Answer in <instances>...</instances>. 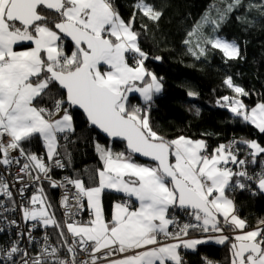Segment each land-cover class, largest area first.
<instances>
[{
  "label": "snow or ice",
  "instance_id": "snow-or-ice-1",
  "mask_svg": "<svg viewBox=\"0 0 264 264\" xmlns=\"http://www.w3.org/2000/svg\"><path fill=\"white\" fill-rule=\"evenodd\" d=\"M244 6V0L210 5L187 33L189 53L201 59L211 49L225 63L243 59L238 42L206 35V29L218 33L227 16ZM252 9L264 13V0H253L246 10ZM137 15L158 22L163 13L149 0H134L127 21L115 0H0V223L18 228L8 214L19 213L27 225L0 245V264H184L180 249L195 252L199 245L230 240V264H264V219L246 231L230 195L264 193V146L233 140L209 152L203 139H168L154 130L150 112L162 78L146 66ZM223 85L233 95L221 96L218 106L264 134V98L250 107L243 98L252 93L232 76ZM187 95L198 97L195 91ZM81 114L85 133L98 130L109 143L124 145L117 152L93 138L99 166L91 184L76 173L69 150L82 135L76 121ZM36 140L42 154L31 148ZM137 156L151 163H138ZM70 168L74 174L54 178L55 170ZM45 183L61 190L63 223ZM106 190L129 198L113 205L110 219L102 203ZM133 197L138 207H131ZM180 211L195 223H180ZM84 212L87 221L79 219ZM49 228L56 229V244ZM204 264L212 262L205 258Z\"/></svg>",
  "mask_w": 264,
  "mask_h": 264
},
{
  "label": "trees",
  "instance_id": "trees-1",
  "mask_svg": "<svg viewBox=\"0 0 264 264\" xmlns=\"http://www.w3.org/2000/svg\"><path fill=\"white\" fill-rule=\"evenodd\" d=\"M149 2L157 10L162 11V17L158 22H153L142 15H137L134 26L141 32L142 48L149 55V60L146 61L147 68L158 78H162V91L154 97L150 112L154 130L168 139L180 135L194 140L203 139L208 145L209 152L232 139L255 140L264 146V134L253 125L238 120L226 108L217 104L221 96L233 95L231 90L223 85L226 76H232L236 84L252 93L243 98L250 107L264 98V13L256 9L247 11V5L253 0H244L245 6L227 16L221 23L218 33H213L210 27L206 29V35L218 34L221 38L239 43L243 59L225 63L223 54L211 49L206 57L196 59L189 53L184 40L210 5L223 8L228 0H149ZM115 3L123 19L129 20L133 13L134 0H115ZM141 25H147V30H142ZM155 57L161 59L155 60ZM188 91H195L198 97H189ZM76 121L79 125L78 133L82 135L75 144L69 146L72 166L76 173L82 174L91 184L90 177L99 166L93 138L101 144H108L113 151H123L124 147L122 143H109V140L95 130L90 135L85 133L87 125L82 114L76 116ZM240 147L243 149L244 146ZM31 148L38 154L43 150L39 140L34 141ZM241 158H244L243 152ZM250 170L258 172L259 168L250 166ZM61 173L74 174L70 168L64 172H55V176ZM44 187L48 190L50 201L56 206V192L46 183ZM230 195L234 199L237 215L247 221L248 228L257 226L258 221L264 219L263 193L237 191ZM118 198L123 199L120 194L112 191L106 190L103 194L102 202L107 215L111 202ZM55 212L57 215L56 207ZM178 215L182 220L192 221V218L182 211ZM49 230L53 234L56 233L54 228ZM230 245L231 240L226 245L202 244L195 252L182 250L184 264H204L205 258L212 264H230Z\"/></svg>",
  "mask_w": 264,
  "mask_h": 264
},
{
  "label": "built area",
  "instance_id": "built-area-1",
  "mask_svg": "<svg viewBox=\"0 0 264 264\" xmlns=\"http://www.w3.org/2000/svg\"><path fill=\"white\" fill-rule=\"evenodd\" d=\"M230 141H233V139L232 140H229V141H227V142H225L223 144H227ZM40 154H42V153H40ZM17 171H18V167H14L12 169V174L14 175ZM57 171H60V170L59 169L55 170V172H57ZM65 175H67V174H62L61 173L60 175L55 176V173H54V178H56V179H62L63 176H65ZM11 190L13 191L14 198L16 200H20L21 198L19 197V195L16 194V191H17L16 188H12ZM34 190H35V187H33V189L30 190L26 195L30 197L31 194H32V191H34ZM52 190H54L56 192V211H57L56 218L61 223H63L64 217L62 215V210L59 208V198H60V195H61V190H58V189H52ZM126 200H128V199L127 198H123V199H121V202H124ZM8 217H9V219H16L19 226H18V228H15V227H10L7 224L0 223V226L4 227V229H5V231L3 233H0V245L7 244L11 238H15V234H16L17 231L25 232L27 230V225L24 223V221L20 217L19 213H16V214L9 213L8 214ZM79 219H81L83 221H87L89 219L88 213L87 212H84L79 217ZM179 219H180V223H186V222H192V223H194L193 221H190V220H182L180 217H179ZM47 231L49 233L51 243L56 244L57 243V240H58L57 232L55 234H53L49 229ZM33 234L37 238V240H39L40 237H41V235H42V231H37V232H34ZM227 234L229 236H232L234 233L231 230H228ZM62 254H66V253H64L62 251ZM83 258L84 257L81 255L80 256V259H83Z\"/></svg>",
  "mask_w": 264,
  "mask_h": 264
},
{
  "label": "crops",
  "instance_id": "crops-1",
  "mask_svg": "<svg viewBox=\"0 0 264 264\" xmlns=\"http://www.w3.org/2000/svg\"><path fill=\"white\" fill-rule=\"evenodd\" d=\"M137 96H138V94H136ZM142 102V101H141ZM41 153H43V150H42V152ZM138 162V161H137ZM141 162V161H140ZM139 163V162H138ZM142 163H144V162H142ZM46 190V194L48 195V190L47 189H45ZM119 194V193H118ZM264 194V193H263ZM121 195V197L122 198H127V199H129L128 197H126V196H124L123 194H120ZM48 197H49V195H48ZM117 202H121V198H118V199H115V200H113L112 202H111V205H110V210H109V214L107 215V217L110 219L111 218V213H112V209H113V205L115 204V203H117ZM103 203V202H102ZM130 204H131V207L132 208H135V207H138V202H136L135 201V198L133 197V198H131V201H130ZM56 207V206H55ZM192 221L195 223V221L192 219ZM256 227V226H255ZM255 227H252V228H247V229H245L246 231H248V230H252L253 228H255ZM192 234V236L193 237H198V236H200L201 234L200 233H198V232H193V233H191ZM234 235V234H233ZM232 235V236H233ZM213 244H215L214 242H213ZM182 250H184V249H180L179 251L181 252V254H182ZM187 251V250H186Z\"/></svg>",
  "mask_w": 264,
  "mask_h": 264
},
{
  "label": "water",
  "instance_id": "water-1",
  "mask_svg": "<svg viewBox=\"0 0 264 264\" xmlns=\"http://www.w3.org/2000/svg\"><path fill=\"white\" fill-rule=\"evenodd\" d=\"M97 133H99L103 138H105L106 140H109V138H107L106 136H104L103 133H100L98 130H95ZM115 142H118V143H121L120 141H115ZM124 147V145H123ZM137 160L141 161V162H144V163H151L150 161L147 160V158H144V157H139L137 156L136 157ZM232 242V241H231Z\"/></svg>",
  "mask_w": 264,
  "mask_h": 264
},
{
  "label": "rangeland",
  "instance_id": "rangeland-1",
  "mask_svg": "<svg viewBox=\"0 0 264 264\" xmlns=\"http://www.w3.org/2000/svg\"><path fill=\"white\" fill-rule=\"evenodd\" d=\"M139 163H142V162H139Z\"/></svg>",
  "mask_w": 264,
  "mask_h": 264
}]
</instances>
